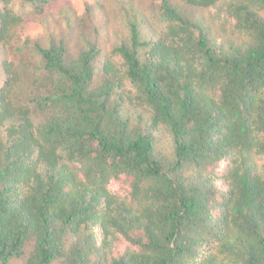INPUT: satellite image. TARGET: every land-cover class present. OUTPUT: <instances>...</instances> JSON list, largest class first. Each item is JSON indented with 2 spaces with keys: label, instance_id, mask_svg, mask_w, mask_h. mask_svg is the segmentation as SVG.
Returning <instances> with one entry per match:
<instances>
[{
  "label": "trees",
  "instance_id": "obj_1",
  "mask_svg": "<svg viewBox=\"0 0 264 264\" xmlns=\"http://www.w3.org/2000/svg\"><path fill=\"white\" fill-rule=\"evenodd\" d=\"M48 5L0 0V264H264V0Z\"/></svg>",
  "mask_w": 264,
  "mask_h": 264
},
{
  "label": "rangeland",
  "instance_id": "obj_2",
  "mask_svg": "<svg viewBox=\"0 0 264 264\" xmlns=\"http://www.w3.org/2000/svg\"><path fill=\"white\" fill-rule=\"evenodd\" d=\"M86 1L93 2L97 0H49L48 10L51 12H58L64 5L69 4L80 13L83 10ZM38 32H40L39 24L31 20H27V22L20 28V33L23 35L28 34L33 36Z\"/></svg>",
  "mask_w": 264,
  "mask_h": 264
}]
</instances>
